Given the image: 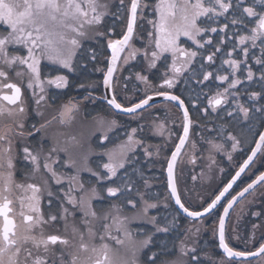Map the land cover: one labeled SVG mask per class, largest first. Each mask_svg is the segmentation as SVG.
<instances>
[{
    "label": "flooded vegetation",
    "instance_id": "flooded-vegetation-1",
    "mask_svg": "<svg viewBox=\"0 0 264 264\" xmlns=\"http://www.w3.org/2000/svg\"><path fill=\"white\" fill-rule=\"evenodd\" d=\"M100 3L108 5V14L103 17L102 23L98 25V28L93 30L97 34L107 33L106 36L97 35L101 41L100 43H103L102 47L96 49V51L94 50L96 57L97 55L101 56V59H99V71L95 68L89 69L91 65L92 67L94 66V62L96 61V58L94 60L91 59L93 46L90 48L84 47L82 54H78L82 56L78 59V61H81V71L78 70V75H73L68 70H59V65H52L42 61V80L46 81L56 75H63L67 78L68 84L57 88L55 85L45 83V91L42 93L45 95V100L40 105L35 103V97L32 95L33 90L26 89V87L22 89L26 113L16 117V120L23 121L25 134L23 137H17L13 140L14 155L16 157L15 179L18 182L40 184L43 179L49 176L41 166L40 172L36 173L34 178H31L32 165L23 159V147L27 146L34 154L38 155L41 165L46 162V158L49 156L51 150L56 148L57 151L51 153V158L56 160L57 163L53 164L52 167L63 179V185H57L54 181L49 180L53 191H59L61 187L67 190L69 184L66 177L78 175L80 181L84 184V188L80 190L73 185L74 191L72 194L77 198L80 196L87 198L92 195L91 190L95 187L98 196L92 199V205L98 216L103 217L108 213L116 214L115 210L111 207L115 203L120 206V216L122 214L127 217L128 214H131L135 217V212H143L141 210L144 207L143 202L135 195V192L132 193V196L138 202L136 208H132L126 201H123L125 200L124 197H120L119 199L108 197L106 192L107 187H114L121 183L122 171L119 170L117 177H113L112 181L98 180L92 173L99 172L101 175L105 174L107 170L102 167L104 163L108 162V157L104 155L105 151L127 141L128 136L132 135L133 139L140 141V143L134 145L135 151L133 153H129L132 157V163L126 165L128 167L127 176L135 181V187L144 194L145 201L156 204L158 200L169 197L172 202L167 187L165 171L172 153L180 142L179 138L182 137L184 119L179 106L168 100L154 103L134 113L125 114L113 111L103 100L102 80L106 73L109 59L106 41L107 39H120L122 33H125L131 0H125L124 6H119V0H100ZM252 3L253 0H245V6ZM257 8L259 10V6ZM99 11H104V9L101 8ZM239 11V9L236 10L237 14ZM139 12L140 9H138ZM151 18H153L151 8L143 10V17L138 15L130 47L127 46L121 54L112 80L113 95H116L118 102L124 107H131L133 104L138 103L140 99L146 98L149 95H155L159 91H166L171 95L180 96L184 100L185 107L188 108L191 124L187 141L178 155L175 165L174 175L178 192L181 195V199L201 198L202 191L200 188L203 187L202 183H206L204 185L212 189L215 188L218 191L215 194L216 196L248 157L251 149L255 146V141L258 139L257 133L264 130V127H261V124L264 123V116L255 111L256 108L264 105V98L249 99L251 92H262L264 94V87H262L260 82L262 65L257 64L255 60V57L264 59V56L261 54L260 47H251V41H246L245 45H240L238 39L240 35L250 34L249 29L254 25L249 24L248 28H245L244 25H230L225 30V33H219V35L225 37L224 43L220 45L221 51L216 53L215 61L210 66H207L208 61L206 60L208 52H204L203 59L199 56L196 58L195 67L197 70H199V65L202 62L206 65L203 71H210L215 77L228 75V81L213 78L203 81L202 75H200L198 79L202 82L198 83L197 78H191L192 73L189 71L178 76L172 88H167L166 86L161 88L165 75L167 74L168 78L172 77L170 71L172 57L170 54L165 53L164 55L168 57L166 62L162 57L156 61V67H149L151 50L148 51L147 57L145 56V50L148 48L147 33L152 30V26L147 20ZM224 22L225 18L220 17L218 22L212 26L219 28ZM90 27L85 32H88ZM93 32L90 30L85 37H90V34ZM217 35V33H208L205 39L211 36L214 43H216ZM181 40H186V38L181 37ZM187 43L191 44L190 41ZM256 43L260 45L259 40ZM245 46L249 47L247 58L241 51ZM192 47L195 48L194 45ZM234 47L235 50H233ZM135 49H139V51L135 52L134 56L129 55ZM208 51H214V49L210 48ZM229 52L232 53L231 56L227 55ZM82 59L87 61V63L85 64V61ZM125 59H127V62H125ZM224 60H246V63L241 64L242 71H236V77H239L242 83L237 85L236 89H230V93H234L235 95H227L226 102H222L213 111L209 105V100L217 92H223L233 78L230 75L233 69L229 64H224ZM89 61H91L90 64ZM248 68H251L254 72L253 81L246 79ZM88 74L93 81L90 79L81 81L84 75V77L88 78ZM137 74L146 76L148 83L137 79ZM27 79L26 76L24 78L25 85ZM9 81L20 84L19 78L12 73L9 74ZM34 90L37 95L41 94L38 88ZM4 91L7 94H11L10 90L6 89ZM221 99L224 101L225 97H221ZM3 103L6 104L7 102ZM74 103L76 108H73L69 114L71 119L61 123L60 112L64 110L66 105L70 106L74 105ZM238 104H243L250 108V116L252 117L250 120H243V114L238 111ZM228 111L233 113L231 117L226 115ZM112 121L116 122L115 125H112ZM4 124L15 127L12 124V118L7 116L0 118V126ZM133 129H136L135 133L132 132ZM228 133H231L239 141L235 149L232 147L234 141L228 138ZM105 135H107L108 139H104ZM215 145H220L221 147H215ZM61 149H67V151H61ZM203 149L205 150L203 151ZM86 169H91V171ZM263 171L264 148L261 149L255 160L217 209L221 207L222 212L228 200ZM123 177L126 178L125 174ZM260 198L264 199V184H260L242 199L245 200V209H243V214L240 217L233 218L235 225L233 226L234 232L237 224H241L242 220L245 219V222H249L246 220L247 216H250L249 220L254 225H257L256 220H258L259 215L255 214H261L262 206L258 207V209L246 206L253 200H256L255 203L261 204L262 200ZM47 199L48 197L45 193L41 202L45 218H47L49 211ZM163 205H165V202H163ZM65 207L70 206L65 204ZM153 210L155 208H149L147 213ZM239 211L241 212V210ZM52 212L56 214V209H53ZM175 212L180 215L177 210ZM168 214V210L164 211L163 208L159 214V222L161 221L158 224L159 226L169 228V223L167 222ZM193 221V223H177L175 226L183 228V233H180L182 238L186 234L188 237L194 238L192 243L181 245L182 247L186 246L187 249L196 248L198 256L197 264H200L201 226L198 220ZM73 222L83 230L81 213L77 212L74 221L72 217L68 218L69 227L67 232L65 231L64 221L58 220L43 225L44 234L45 236L52 234L66 235L71 239V225ZM106 222L112 223L111 219ZM101 223L98 222L96 224L98 232L102 231ZM126 223L127 228L134 233L131 235V238L121 236V233L116 232L115 227H113L112 235L119 236L120 239L124 240V243L116 244L113 240L107 241L110 245L111 251L109 255L113 264H122L123 261L131 264L134 258L137 262L143 264V261H149V258L154 254L158 258H163L167 254L166 244L168 242L169 231L167 233L157 232L156 225L150 223L151 225H147L146 227L152 226V229H147L146 231L140 230L139 235H136L135 230L131 226L132 219L128 218ZM148 236H151L152 242L141 251L142 241ZM96 243L99 244V240ZM155 246L161 249H155ZM54 247L56 252H59L61 249L60 245ZM255 250L248 249L247 251ZM33 251L34 254L44 255L43 249L39 253H36L35 250ZM133 252H135V257L133 256ZM188 256L191 259V254ZM248 262L247 264H264V258H261L260 261H255L254 259Z\"/></svg>",
    "mask_w": 264,
    "mask_h": 264
},
{
    "label": "snow or ice",
    "instance_id": "snow-or-ice-1",
    "mask_svg": "<svg viewBox=\"0 0 264 264\" xmlns=\"http://www.w3.org/2000/svg\"><path fill=\"white\" fill-rule=\"evenodd\" d=\"M125 0H119V6H124ZM259 6V10L257 8ZM103 8L104 11H99ZM108 5L101 4L100 0H0V118L5 116L12 118V125L4 124L0 126V264H113L110 259V245L108 240L115 241L116 244H123L124 240L119 236H113L112 230L115 227L116 232H123L125 237L130 238L131 232L128 230L126 221L128 217L119 215L120 206L113 203L112 209L116 214H105L103 217L98 216L93 208L92 199L98 196L97 189L92 188V195L89 197L80 196L77 198L72 193L73 185L83 190L84 184L80 181L78 175L67 176L68 188L63 187L59 191H53L49 180L57 185H63V179L58 175L57 171L52 167L57 163L51 158V153L57 151L53 148L46 158V162L41 165L39 156L34 154L27 146L23 147V159L32 165V177L39 173L41 166L49 176L43 179L42 183L18 182L15 179L16 163L14 155V138L24 136V123L17 121L16 117L26 113L25 98L23 88L33 90L32 95L35 97V103L40 105L45 100L44 84L55 85L57 88L64 87L68 84V80L63 75H56L51 79L42 80V61H47L52 65H59L69 68L71 60L76 55V50L82 48L81 37H85L87 33L84 31L85 25H99L102 23L103 17L108 14ZM151 8L153 18L147 22L152 26V30L147 33L148 48L145 50L147 57L148 51L151 50L150 68L156 67V61L162 57L166 62L168 53L172 57L170 71L172 77L168 78L167 74L163 80L161 88H172L176 82V78L185 72H191V78L198 79L202 75V80L207 81L210 78L228 81V75L215 77L210 71H203L206 68L204 63H200L199 70L195 67L196 58L199 56L204 58V52H208L206 60L210 66L214 63L216 53L221 51L220 45L224 43V36L219 33H225V30L232 26L244 25L248 28L249 24L254 26L249 29L248 35H240L238 37L239 44L245 45L246 41H251V47H260L261 54L264 56V0H253V3L245 6V0H131L128 11L130 15L127 20L126 32L122 33V39H108L107 47L112 50L111 63L107 69L104 83L108 85L110 78L115 71L113 65L119 59V53L124 51L126 46L130 47V40L133 37L134 26L138 15L143 17V10ZM138 9L140 12L138 13ZM239 9L237 14L236 10ZM119 10V8H118ZM115 15V13H113ZM220 17L225 18V22L221 27H214L213 24L218 22ZM252 18V19H247ZM208 33H217V42L214 43L213 38L205 36ZM98 35L106 36L107 33H98ZM181 37L186 40H181ZM260 41L257 45L256 41ZM190 41L191 44L187 42ZM187 45V46H185ZM195 46L193 48L192 46ZM210 48L214 51H208ZM204 50V51H201ZM235 50V47L234 49ZM139 49L133 50L129 55L134 56ZM243 55L247 58L249 55V47L245 46L241 49ZM26 53V54H25ZM231 56L232 53H227ZM95 52L92 51L91 59H95ZM256 63L262 65L260 70V82L264 87V59L255 57ZM127 62V59H125ZM224 64H229L233 71L231 72L230 83L223 92H217L214 97L209 100V105L215 111L222 102H226L227 95H235L230 93V89H236L237 85L242 83L239 77H236V71L241 69V64L245 61L224 60ZM14 74L20 80V84L9 81V74ZM27 76V83L24 84V78ZM137 79L148 83L146 76L137 74ZM254 72L251 68L247 69L246 79L253 81ZM7 81V82H6ZM38 88L41 94L37 95L34 89ZM10 90L11 94H7L4 90ZM156 95L164 96L171 101H177L179 107L183 108V136L180 137V143L176 146V151L172 153L171 160L168 162V186L171 189V195L175 198V204L187 214L188 217L198 218L205 213L211 212L217 203L224 197L225 193L232 188L236 178L244 172L245 168L257 155V152L264 148V131L257 133L259 139L255 141V147L251 149V155L244 161L240 170L223 190L213 199L203 211L190 210L188 206L182 202L181 195L178 192L175 180L173 178L174 165L181 147L184 145L188 134L189 125L191 124L188 108L184 105V100L178 95H171L166 91H159ZM221 97H225L222 101ZM264 98L262 92H251L249 99L255 100ZM152 96L140 99L138 103L131 107H124L116 95H113L108 103L117 109L126 113H134L137 109H141L149 105ZM3 102H7L6 104ZM238 111L243 114V120L248 121L250 116V108L243 104H238ZM75 105H66L64 110L60 112V122L64 123L70 120V113ZM255 111L264 116V105L256 108ZM227 116L231 117L233 113L228 111ZM55 119V117H53ZM115 125V121L111 122ZM264 127V123L261 124ZM133 133L136 129L132 130ZM228 138L233 140V149L236 148L239 141L231 133ZM75 139V138H73ZM104 139H108L107 135ZM140 143L134 140L132 135L128 136L127 141L116 145L112 149L105 151L104 155L108 157V162L102 165L106 169V173L101 175L99 172L92 174L98 180L112 181L113 177H117L119 170H125V179L114 187H107L108 197L119 199L124 197L128 205L136 208L137 200L133 198L132 193L139 197L143 202V213L146 215L149 208H156L157 204L149 203L144 200V194L135 187V181L127 176L126 165L132 163V157L129 153L135 151L134 145ZM211 143V142H210ZM215 147H221L215 145ZM67 151V149H61ZM50 161V162H47ZM74 164V162H72ZM91 171V169H86ZM135 171V170H134ZM257 184H264V172H261L256 179L243 188L237 195L243 197L250 189ZM47 194L48 215L45 218L41 207L44 194ZM62 193V195H61ZM237 197L233 196L228 201L227 207L224 208V216L219 218V246L227 254L228 257L247 258L261 256L264 258V243H261L255 251H239L229 247L225 242V216L229 209L236 201ZM67 204L70 207H65ZM56 209V214L52 210ZM81 213V225L83 230L74 222L71 225V239L62 235L44 234L43 225L64 221L65 231L67 232L69 223L68 218L75 219L76 213ZM255 215H260L256 213ZM111 219L112 223H107ZM101 223L102 231L96 230V224ZM151 222L156 226L157 232L167 233L169 228L158 225L156 217L151 218ZM254 227H257L254 225ZM39 230V231H37ZM99 240V244L96 241ZM152 242L151 236L142 241L140 250L147 248ZM184 245V242L181 241ZM60 245L61 249L56 252L55 247ZM43 249L44 255L39 253ZM196 248L187 249L186 246L181 248L182 255L191 254L192 264H197ZM135 257V252H133ZM157 256L154 254L149 258V264H156ZM122 264H128L123 261ZM131 264H137L134 258Z\"/></svg>",
    "mask_w": 264,
    "mask_h": 264
},
{
    "label": "trees",
    "instance_id": "trees-1",
    "mask_svg": "<svg viewBox=\"0 0 264 264\" xmlns=\"http://www.w3.org/2000/svg\"><path fill=\"white\" fill-rule=\"evenodd\" d=\"M99 59H101L100 55H97L96 61L94 62L95 69L99 71L100 68V62ZM96 63V65H95ZM89 75V74H88ZM85 76V75H84ZM82 77L81 81L84 79H90V75L87 77ZM93 81V79H90ZM92 119V118H91ZM145 170V169H144ZM206 183H202L201 191V198H194V199H186L182 198V201L185 203L186 206H188L191 210H201L203 209L214 197L215 194L218 192L217 190L209 188L208 186L204 185ZM165 185V184H164ZM182 186V184H181ZM164 188V192H165ZM260 200H262L260 198ZM245 200H242L237 207L231 212L225 226V240L226 243H228L229 247H236V248H245V244L247 245V249L255 250L259 247L261 243L264 242V231L262 233V236L259 238H256L251 243L247 241L249 240L248 235H250V232L246 231L249 227V222H245V219L241 221V224L238 223L235 229V232L233 230L234 220L233 218H236L237 216H241L243 214V209H241V212L239 211V208L243 204ZM256 201V200H255ZM163 202H165V205H163ZM157 208L155 210L147 213L145 215L146 219L150 221L152 217H156V220L159 223L160 213L162 212V209L169 211H176L174 208V205L172 204L169 197L162 198L161 200L157 201ZM264 204V199L261 202V206ZM167 206V207H166ZM166 207V208H165ZM260 208V207H259ZM159 209V210H158ZM239 212H238V211ZM262 214V210H261ZM169 215V214H168ZM221 215V207L219 209H216L213 213L206 216L202 220H199V224L201 226V236H200V264H247L248 261H236V260H227L223 254L220 253L218 247H217V240H216V231H217V225L218 221ZM185 222H191L194 221L186 220L181 215L178 216V219H175L174 222L169 225V237L167 242V254L163 258H157L156 264H167L168 262H178L181 264H192L191 259L188 255H182L181 254V241L185 244L192 243L194 241V238L188 237V235H184L182 238V235L180 233H183V228L175 226L177 223H185ZM257 224H260L258 221H256ZM157 226V225H156ZM155 226V227H156ZM251 227H254V223L251 224ZM147 229H152L151 227H146ZM192 233V232H190ZM192 235V234H191ZM237 238H236V237ZM160 238V236H159ZM182 238V240H181ZM156 245V244H154ZM155 249H161L160 247L155 246ZM143 264H149V261L145 260L143 261Z\"/></svg>",
    "mask_w": 264,
    "mask_h": 264
},
{
    "label": "rangeland",
    "instance_id": "rangeland-1",
    "mask_svg": "<svg viewBox=\"0 0 264 264\" xmlns=\"http://www.w3.org/2000/svg\"><path fill=\"white\" fill-rule=\"evenodd\" d=\"M89 27V25H85V28H84V31H86V29ZM98 28V25H91V27H90V29L88 30V32L91 30L92 32H93V30H96ZM88 32H86V33H88ZM97 33H96V31H94L92 34H90V37L88 36V37H81L80 38V40H81V44H82V48H80V49H78V50H76V55H74L73 57H72V60H71V65H70V67L69 68H64V67H62V66H59V70L60 69H64V70H68L69 72H72L73 73V75L75 74V75H78L79 73H78V70L79 71H81V67H80V63H81V61L79 60L78 61V59L79 58H81L82 56H79L78 54L80 53V54H82V51H84L83 50V48L84 47H91V46H93V50H95L96 51V49H99L100 47H102L103 46V43L101 44L100 42V39H98V37H97ZM26 54V53H25ZM82 60H84V59H82ZM85 61V60H84ZM45 62H47V61H45ZM87 63V61H85V64ZM91 63V61H89V64ZM93 64V63H92ZM95 65H96V63H95ZM92 68H95V66H93L92 67V65L89 67V69H92ZM74 105H75V103H74ZM75 107H76V105H75ZM75 109V108H74ZM205 149H203V151H204ZM207 151V150H206ZM128 167H126V169H127ZM121 180L122 179H125L123 176H124V174H125V170L124 169H121ZM207 171V170H206ZM246 199H248V198H246ZM123 201H125V200H123ZM256 201L255 200H253L252 202H250V204H247V206L246 207H254V208H256V209H258V207H260L261 206V204L259 203H255ZM241 209H245V201L243 202V204L241 205V207L239 208V210H241ZM138 210H139V207H138ZM262 214H260L259 215V217H258V220H256V221H258L260 224H257L256 226L257 227H251V224L253 223V222H251L250 220H249V218H250V216H247V221H249V227L247 228V232L249 231L250 232V235H248V237H249V240L247 241V243L248 242H252L253 240H255L256 238H259V237H261L262 236V233H263V231H264V204H262ZM141 211H143V210H141ZM135 212V211H134ZM135 214H136V216L135 217H133L131 214H128V218H130V219H132V228L135 230L134 232H135V234L136 235H139V231L140 230H147V228H146V226L147 225H151L150 223H152L151 222V219H150V221H148L147 219H146V217H145V214H143V212H141V213H137V212H135ZM115 215V214H114ZM178 214L175 212V211H169V215H168V223H169V225H171L173 222H174V220L175 219H178ZM121 217H125L124 215H122L121 214ZM164 219V218H163ZM126 223V222H125ZM153 224V223H152ZM126 225H127V223H126ZM128 230H129V228H128ZM130 232H131V234L133 235L134 233H132V231L131 230H129ZM121 233V236H124V234H123V232H120ZM170 233V232H169ZM135 235V236H136ZM125 237V236H124ZM132 237V236H131ZM130 237V238H131ZM246 244H245V248H236V247H234L233 249H235V250H239V251H247L248 249L246 248ZM181 247H182V245H181ZM261 258L262 257H258V258H256L255 259V261H260L261 260ZM246 262V261H245ZM247 263H249V262H247ZM137 264H140L139 262H137ZM167 264H180V263H178V262H172V261H170V262H168Z\"/></svg>",
    "mask_w": 264,
    "mask_h": 264
},
{
    "label": "water",
    "instance_id": "water-1",
    "mask_svg": "<svg viewBox=\"0 0 264 264\" xmlns=\"http://www.w3.org/2000/svg\"><path fill=\"white\" fill-rule=\"evenodd\" d=\"M129 15H130V12H128V17H129ZM134 28H135V26H134ZM126 32V31H125ZM134 33V32H133ZM120 39H122V37L120 38ZM113 40H115V39H113ZM131 41V40H130ZM107 42H108V39H107V41H106V45H107ZM129 44H130V42H129ZM127 47V46H126ZM125 47V48H126ZM108 50H109V59H108V67H109V64L111 63V57H112V50L110 49V48H108ZM123 53V51L122 52H120L119 53V59H120V57H121V54ZM119 59L115 62V64L113 65V67H114V69H115V71H114V73H113V76L110 78V83L108 84V85H106L105 83H104V79H105V76L107 75V70H106V73H105V75H104V77H103V80H102V87H103V93H104V98H103V100L107 103V105L113 110V111H115V112H117V113H126V112H123L122 110H120V109H117V108H115L114 106H112V105H110L109 103H108V100L109 99H111L112 98V96H113V91H112V80H113V77H114V74H115V72H116V68H117V65H118V62H119ZM108 67H107V69H108ZM149 96H152V99L149 101V105H152V104H154V103H157V102H160V101H163V100H168V99H166L164 96H160V95H149ZM168 101H171V100H168ZM171 102H173V103H175L177 106H179L178 105V102L177 101H171ZM149 105H146L145 107H147V106H149ZM145 107H143V108H145ZM76 108V107H75ZM143 108H141V109H143ZM180 109H181V112H182V114H183V108H181V107H179ZM140 109H137L136 111H139ZM183 119H184V117H183ZM184 123H185V121H184ZM189 128H190V125H189ZM262 131H264V130H262ZM184 134V133H183ZM183 134H182V136H183ZM188 138V137H187ZM258 139H259V137H258ZM257 139V140H258ZM186 141H187V139H186ZM186 141H185V143H186ZM180 143V142H179ZM178 143V144H179ZM184 143V144H185ZM184 147V145L181 147V149H180V152H181V150H182V148ZM255 147V146H254ZM253 147V148H254ZM176 151V149L174 150V152ZM260 152V151H259ZM259 152H257V155H258V153ZM180 154V153H179ZM178 154V155H179ZM249 155H251V152L249 153ZM248 155V156H249ZM256 155V156H257ZM172 156V155H171ZM256 156L253 158V160L249 163V165L245 168V170H244V172L249 168V166L252 164V162L255 160V158H256ZM177 158H178V156H177ZM248 158V157H247ZM246 158V159H247ZM245 159V160H246ZM171 160V157H170V159H169V161ZM176 162H177V160H176ZM176 162H175V165H176ZM244 163V162H243ZM243 163L241 164V166L243 165ZM175 165H174V171H173V178H174V180H175V175H174V172H175ZM240 166V167H241ZM240 167L238 168V170L236 171V172H238L239 170H240ZM167 169H168V165H167V167H166V171H165V173H166V178H167V187H168V191H169V193H170V195H171V189L169 188V186H168V171H167ZM236 172H235V174H236ZM244 172H242L241 174H240V176L239 177H237L236 178V180H235V182H233V184H232V188H233V186L239 181V179L241 178V176L244 174ZM264 172V171H263ZM235 174L233 175V176H235ZM256 179V178H255ZM230 181H232V178L229 180V182ZM228 182V183H229ZM252 182V181H251ZM250 182V183H251ZM176 183V182H175ZM227 183V184H228ZM226 184V185H227ZM225 185V186H226ZM260 184H257L253 189H250L249 190V192L248 193H245V195L243 196V197H240V196H238L237 194L239 193V192H241L243 189H241L235 196L237 197V199H236V201L233 203V205H232V207L229 209V211H228V214H227V216H225V226H226V222H227V219H228V216H229V214H230V212H231V210L237 205V203H239L247 194H249L251 191H253L256 187H258ZM224 186V187H225ZM223 187V188H224ZM245 187H247V186H245ZM244 187V188H245ZM223 188H222V190H223ZM232 188H230L229 189V191L227 192V193H225V195H224V197H222L221 198V200L217 203V205H216V207L215 208H213L212 210H211V212H209V213H205L203 216H201V217H198V218H192V217H188L187 216V214L186 213H184L183 212V210L182 209H180L179 208V206L178 205H176L175 204V198L174 197H172V195H171V199H172V202H173V204H174V206H175V208H176V210L178 211V213L180 214V215H182L183 217H185V218H187V219H189L190 221H193V220H202L203 218H205L206 216H208V215H210L211 213H213L219 206H220V204L224 201V199L226 198V196L228 195V193L230 192V190L232 189ZM221 190V191H222ZM220 191V192H221ZM219 192V193H220ZM219 193L217 194V195H219ZM216 195V196H217ZM215 196V197H216ZM215 197L213 198V199H215ZM212 199V200H213ZM232 199V198H231ZM231 199H229V200H231ZM211 200V201H212ZM228 200V201H229ZM210 201V202H211ZM209 202V203H210ZM227 205H228V202L226 203V205L224 206V208L225 207H227ZM207 206V205H206ZM205 206V207H206ZM224 208H223V210H222V212H221V215H220V217L221 216H224ZM199 211H203V209H201V210H199ZM216 240H217V247H218V249H219V251H220V253L221 254H223L224 255V257L227 259V260H236V261H250V260H254V259H256V258H258V257H261V256H255V257H247V258H236V257H228L227 256V254L223 251V249L222 248H220V246H219V221H218V225H217V232H216ZM225 242H226V240H225ZM264 243V242H263Z\"/></svg>",
    "mask_w": 264,
    "mask_h": 264
}]
</instances>
